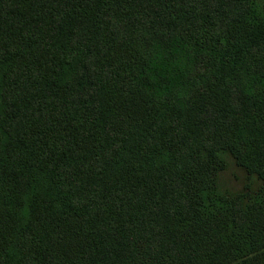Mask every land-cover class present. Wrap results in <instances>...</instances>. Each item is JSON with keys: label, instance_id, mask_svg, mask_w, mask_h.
Wrapping results in <instances>:
<instances>
[{"label": "trees", "instance_id": "obj_1", "mask_svg": "<svg viewBox=\"0 0 264 264\" xmlns=\"http://www.w3.org/2000/svg\"><path fill=\"white\" fill-rule=\"evenodd\" d=\"M0 264H264V0H0Z\"/></svg>", "mask_w": 264, "mask_h": 264}, {"label": "rangeland", "instance_id": "obj_2", "mask_svg": "<svg viewBox=\"0 0 264 264\" xmlns=\"http://www.w3.org/2000/svg\"><path fill=\"white\" fill-rule=\"evenodd\" d=\"M29 181H36L39 183L35 193L48 191L46 178H41L37 175L35 178L33 174ZM217 182L221 189L227 193L245 194L258 190L262 185V179L255 173H250L245 167L238 164L233 156L226 155L225 167L219 170L217 175Z\"/></svg>", "mask_w": 264, "mask_h": 264}]
</instances>
